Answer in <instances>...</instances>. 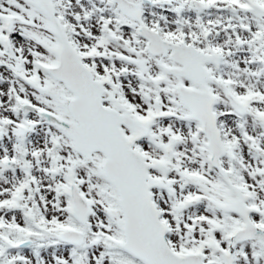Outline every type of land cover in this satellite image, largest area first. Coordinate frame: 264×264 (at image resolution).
Instances as JSON below:
<instances>
[{"label":"snow or ice","instance_id":"obj_1","mask_svg":"<svg viewBox=\"0 0 264 264\" xmlns=\"http://www.w3.org/2000/svg\"><path fill=\"white\" fill-rule=\"evenodd\" d=\"M0 264H264V0H0Z\"/></svg>","mask_w":264,"mask_h":264}]
</instances>
